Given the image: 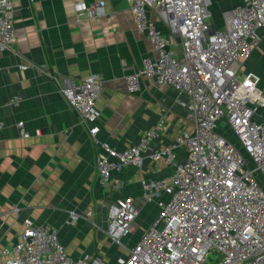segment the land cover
Returning <instances> with one entry per match:
<instances>
[{"label":"built area","instance_id":"obj_1","mask_svg":"<svg viewBox=\"0 0 264 264\" xmlns=\"http://www.w3.org/2000/svg\"><path fill=\"white\" fill-rule=\"evenodd\" d=\"M126 1L137 30L148 36L155 50L126 75L128 90H138L143 76L173 86L193 127L170 144L155 146L169 128L162 118L137 142L113 146L97 138V101L104 77L93 71L80 81L64 78L65 98L101 147L96 164L103 185L129 164L142 168L147 160H163L173 166L170 174L142 177L143 196L157 201L159 213L129 253L118 257L119 264H264V184L259 178L264 179V89L254 71H242V62L251 56L264 29V0H240L224 11L222 26L208 19L206 0ZM74 7L78 22L107 13L104 0H80ZM16 36L15 6L12 0H0V55L12 49ZM21 98L14 95L8 102L17 104ZM222 121L238 143L221 131ZM17 125L23 136L31 134L23 119ZM3 126L0 120V129ZM181 146L186 150L183 160L177 151ZM138 213L132 195L111 204L107 232L112 241L123 243ZM79 217L70 210L66 222L76 223ZM76 261L107 264L89 252L76 260L57 226L31 217L24 219L20 238L0 251V264Z\"/></svg>","mask_w":264,"mask_h":264},{"label":"crops","instance_id":"obj_2","mask_svg":"<svg viewBox=\"0 0 264 264\" xmlns=\"http://www.w3.org/2000/svg\"><path fill=\"white\" fill-rule=\"evenodd\" d=\"M77 1L12 0L17 36L12 49L0 55V120L4 121L0 129V251L20 238L24 219L31 217L57 226L76 260L89 252L107 264H119L118 257L129 253L159 213L157 201L143 196L142 177L170 174L173 166L163 160H147L142 168L129 164L103 185L96 164L101 147L65 98L64 78L80 81L93 71L104 77L97 101V138L113 146L124 148L137 142L164 118L169 128L155 140V146L162 147L193 123L173 86L143 76L138 90H128L126 75L141 67L145 56L155 54L151 40L137 30L130 6H119L122 0H104L106 14L78 22ZM238 2L206 0L213 24L222 26L224 11ZM259 34L258 45L242 62V71H254L264 89V29ZM22 63L28 66L21 68ZM14 95L22 97L17 104L8 102ZM20 119L29 136L20 133ZM36 128L41 134L35 133ZM177 151L183 160L185 148ZM128 195L134 197L139 213L123 243H116L107 232L109 209ZM70 210L80 215L76 223L66 222Z\"/></svg>","mask_w":264,"mask_h":264},{"label":"rangeland","instance_id":"obj_3","mask_svg":"<svg viewBox=\"0 0 264 264\" xmlns=\"http://www.w3.org/2000/svg\"><path fill=\"white\" fill-rule=\"evenodd\" d=\"M213 16L211 15V16H209L208 17V19L211 21V22H213ZM215 23H217L218 24V22H215ZM219 128L221 129V131L231 140V141H233V142H235V143H238V140H237V137H236V135L233 133V131L231 130V128L229 127V125L226 123V122H224V121H222L221 123H220V125H219ZM259 178H260V181H261V183L262 184H264V179L263 178H261L260 176H259Z\"/></svg>","mask_w":264,"mask_h":264},{"label":"water","instance_id":"obj_4","mask_svg":"<svg viewBox=\"0 0 264 264\" xmlns=\"http://www.w3.org/2000/svg\"><path fill=\"white\" fill-rule=\"evenodd\" d=\"M121 7H129V3L126 0H122L119 4ZM180 56H182V53H180Z\"/></svg>","mask_w":264,"mask_h":264}]
</instances>
